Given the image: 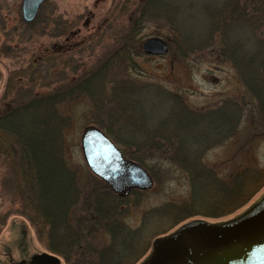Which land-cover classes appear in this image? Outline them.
<instances>
[{"label": "trees", "instance_id": "16d2710c", "mask_svg": "<svg viewBox=\"0 0 264 264\" xmlns=\"http://www.w3.org/2000/svg\"><path fill=\"white\" fill-rule=\"evenodd\" d=\"M165 1L142 0L139 10L119 30L115 51L106 55L103 64L84 76L59 79L46 94L26 91L27 99L18 109L0 115V132L14 138L13 151L19 157L36 237L62 258V264H137L148 254L156 235L171 231L187 218L226 219L264 184V171L257 167L247 166L222 178L203 159L208 149L237 134L248 108L251 121L264 125V0H209L200 10L195 2L187 4L188 10L202 13L201 26L211 24L203 44L209 45L210 39L213 55L232 63L251 101L228 97L214 107L192 108L181 94L128 77L116 80L104 98L95 90L105 87L111 67L123 72L135 69L134 57L145 54L136 37L138 27L148 18H170L185 43L180 52L186 55L194 50L173 16L186 1ZM86 94L93 99L96 124L107 130L127 157L139 161L154 176L151 160H157L159 167L172 163L185 172L190 185L187 199L145 210L140 224L133 227L122 218L134 204L129 201L140 200L143 191L132 189L129 195L119 196L94 174L89 182L81 183L79 171L69 166L64 144V128L70 119L58 104ZM135 94L139 98L131 97ZM136 107L140 111L135 117L131 110L135 112ZM105 236L109 237L106 243Z\"/></svg>", "mask_w": 264, "mask_h": 264}, {"label": "rangeland", "instance_id": "374dc122", "mask_svg": "<svg viewBox=\"0 0 264 264\" xmlns=\"http://www.w3.org/2000/svg\"><path fill=\"white\" fill-rule=\"evenodd\" d=\"M21 1L0 0V115L18 109L27 99L23 96L26 91L33 95L46 94L55 88L59 79L84 76L90 69L103 64L106 55L115 51L113 47L115 40L119 39V30L125 28L142 4V0H46L33 24L27 25L19 13ZM185 1L178 15L173 16L181 23L179 27L183 36L186 35L190 44L195 45L194 50L186 55L180 52V46L185 43L179 39V28L171 24L170 18L142 21L136 35L140 43L157 36L168 41L169 50L163 55H136V67L129 71L111 67L110 73L105 75V87L95 88L98 93L101 92L102 98L106 96V91L110 95L116 80L121 82L128 77L143 85H160L166 91L181 94L192 108L214 107L228 97L250 99L232 63L213 55L215 48L211 46L213 42L210 39L209 45L203 44L212 28L210 23L203 27L200 25L203 17L199 10L209 0H190L199 10H188L189 0ZM194 15L193 21L191 17ZM131 97L139 98L138 94ZM93 103L92 97L86 94L58 104V108L70 119L64 128V144L69 166L79 171L81 183L89 182L93 174L81 148L83 129L88 125H98ZM144 109L147 114V108ZM132 111L136 117L135 113L140 110L136 107L135 112ZM250 115L248 108L237 134L204 154L205 163L222 178H228L247 166L264 171V125L260 121H251ZM13 142L12 136L0 132V261L4 263L8 259L1 253L8 250L19 253L17 247L28 251H47L36 237V227L28 216L31 213ZM150 166L156 174L154 176L150 172L154 183L147 189H138L143 191L140 200L129 201L134 204L130 213L122 218L129 226H138L145 210L164 202L187 199L190 194L188 178L178 166L164 162L159 167L157 160H151ZM262 185L247 204L227 218L257 200L264 193ZM194 218L199 217L187 218L169 232ZM108 240L109 237L105 236L104 243Z\"/></svg>", "mask_w": 264, "mask_h": 264}, {"label": "water", "instance_id": "95a60500", "mask_svg": "<svg viewBox=\"0 0 264 264\" xmlns=\"http://www.w3.org/2000/svg\"><path fill=\"white\" fill-rule=\"evenodd\" d=\"M43 0H22V17L32 21ZM150 54H165L167 42L146 38ZM81 148L90 170L120 196L132 188L147 189L152 175L138 161L127 158L109 135L96 125L86 126ZM33 264H60L48 252L33 257ZM138 264H264V193L235 216L221 221L194 218L151 242V251Z\"/></svg>", "mask_w": 264, "mask_h": 264}, {"label": "flooded vegetation", "instance_id": "af4514ba", "mask_svg": "<svg viewBox=\"0 0 264 264\" xmlns=\"http://www.w3.org/2000/svg\"><path fill=\"white\" fill-rule=\"evenodd\" d=\"M46 2V0H43L41 5L38 8V11L43 6V4ZM22 4V1H21ZM20 4L19 13L22 15V5ZM37 11V13H38ZM17 246V245H16ZM17 250L19 253H13L12 251L8 250L4 253H1L2 256L5 257L6 262H1L0 264H33V257L37 255V253H40L41 251L37 250H29L26 248L17 247ZM8 255V256H7ZM7 256V257H6Z\"/></svg>", "mask_w": 264, "mask_h": 264}]
</instances>
